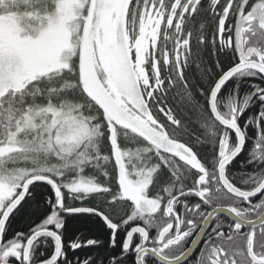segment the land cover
I'll return each instance as SVG.
<instances>
[{"label":"snow or ice","instance_id":"1","mask_svg":"<svg viewBox=\"0 0 264 264\" xmlns=\"http://www.w3.org/2000/svg\"><path fill=\"white\" fill-rule=\"evenodd\" d=\"M262 85L264 0H0V264H97L66 216L106 264H264Z\"/></svg>","mask_w":264,"mask_h":264},{"label":"trees","instance_id":"2","mask_svg":"<svg viewBox=\"0 0 264 264\" xmlns=\"http://www.w3.org/2000/svg\"><path fill=\"white\" fill-rule=\"evenodd\" d=\"M203 22V12L200 16L196 18L194 21L189 22V27L193 29L194 32L199 30L200 23ZM250 83H259V80H256L254 78H249ZM264 86V85H262ZM247 89H243L242 91H246ZM171 106V105H170ZM258 110L257 105L251 106V108L246 113L245 119H247V116L253 115ZM183 110L176 112V115L178 118L181 115H184ZM250 136L253 134V130L249 129ZM248 147H251L249 144ZM248 156L247 150L242 155L241 159H245ZM239 163V162H238ZM108 170L111 171V165L108 166ZM233 171H239V169L235 168ZM87 174L92 175L96 174L99 178L98 173H93L92 170H88ZM33 193V199L30 200L29 204H26L21 211L16 213L15 218L12 219L11 224L8 229V235L11 236L16 231H27L30 227L34 226L36 223L40 222V219L38 218L37 214H34V209L39 203L41 211L44 207V200L46 197L51 196L52 192L50 189V186L44 184V183H37L35 187L32 188ZM189 204H193L198 202V199L195 197H188ZM66 202L69 204H72L74 206H81V202L78 200H72L70 197L66 195ZM222 219L225 222H229L228 219L223 218ZM66 220V227L64 230V236H65V245L70 242V239H80L81 242L85 241L86 239H97L101 241V246H89V247H82L80 249H77L75 251L71 249H66L68 252V259L69 260H75L76 258H79L81 261H83L86 258L89 257H95L97 258V264H100V260H105L106 264V258L109 255H116L119 254L120 249L119 247L112 249L108 246V238L109 233L106 228L102 227L100 222L93 219H84V218H68L65 217ZM122 238V234L118 236V243L120 239ZM51 244V242L49 241ZM52 251L51 247L43 248V254L45 253L48 255ZM40 252V251H38ZM122 264H134V256L133 254H128L125 259L122 261ZM148 264H153L151 260H149Z\"/></svg>","mask_w":264,"mask_h":264},{"label":"flooded vegetation","instance_id":"3","mask_svg":"<svg viewBox=\"0 0 264 264\" xmlns=\"http://www.w3.org/2000/svg\"><path fill=\"white\" fill-rule=\"evenodd\" d=\"M223 218H226V219L229 220V218L226 217V216H223ZM38 251H40V252L43 251V248L39 249ZM50 253H51V252H50ZM50 253H48V255H46V254L44 253L42 258H47V257L49 256Z\"/></svg>","mask_w":264,"mask_h":264},{"label":"water","instance_id":"4","mask_svg":"<svg viewBox=\"0 0 264 264\" xmlns=\"http://www.w3.org/2000/svg\"><path fill=\"white\" fill-rule=\"evenodd\" d=\"M227 217V216H226Z\"/></svg>","mask_w":264,"mask_h":264}]
</instances>
